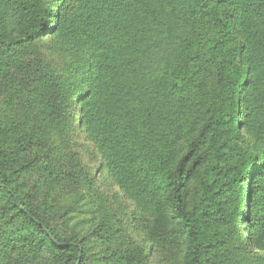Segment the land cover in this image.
Here are the masks:
<instances>
[{
	"label": "trees",
	"instance_id": "1",
	"mask_svg": "<svg viewBox=\"0 0 264 264\" xmlns=\"http://www.w3.org/2000/svg\"><path fill=\"white\" fill-rule=\"evenodd\" d=\"M262 80L264 0H0V264H148L89 201L78 127L149 210V244H175L181 264H264V120H247L264 116ZM82 207L98 224L62 233Z\"/></svg>",
	"mask_w": 264,
	"mask_h": 264
},
{
	"label": "rangeland",
	"instance_id": "2",
	"mask_svg": "<svg viewBox=\"0 0 264 264\" xmlns=\"http://www.w3.org/2000/svg\"><path fill=\"white\" fill-rule=\"evenodd\" d=\"M70 11L71 10H69L68 13ZM54 12L55 8L52 7V15ZM59 46V41L56 38L51 37H44L37 43V48L46 64H48L54 73L64 75L68 70V64L64 61L63 54L59 52ZM81 59L85 61L84 54H82ZM79 60L80 59L78 58L76 62L79 63ZM210 90V83H205L204 100L209 95ZM255 93H257V104L259 106H264V80H262V85L258 92L256 91ZM77 110L78 107L74 108L73 116L76 115ZM231 117V111L228 110L226 116H224L222 120H231ZM77 118L78 117L76 116V122L78 120ZM241 118L242 111H239L238 117L235 120H241ZM192 120L198 121L204 119L201 112L199 113L198 110L195 109L194 114H192ZM247 120H256L255 125L256 128H258L260 127L259 120H264V116H252L249 113ZM75 126L77 127V125ZM243 135L251 141L256 135V131H247ZM70 146V152L77 155L83 168H85L95 180V184L90 192L91 197H89V201L94 203L99 201L101 203V212H109L110 220L112 222L118 221V223H120L127 231L130 240L145 248L148 255V264H181V253L175 244L165 242L161 245H152L147 242L145 228L148 226L150 219L149 210L147 208L139 209L137 204L119 189L117 183L105 168V164L97 147L83 132V128H76V136ZM182 149L181 143L178 144L177 153H180ZM255 186L258 187V184ZM88 209L89 207L80 208L79 213L74 214L69 223L62 225V221L59 220L57 223L58 229L63 233L66 231L64 226L67 225L68 232L76 227L81 236L88 235L91 232L92 227L98 224V216L100 215L90 214ZM253 209L257 211V206L255 205ZM241 230H243V227ZM243 233L244 232H242V234ZM92 253L94 254V252ZM95 254H98V251H96ZM95 254L93 255L94 258L96 257ZM36 264H47V262L43 259ZM98 264L103 263L100 262Z\"/></svg>",
	"mask_w": 264,
	"mask_h": 264
}]
</instances>
